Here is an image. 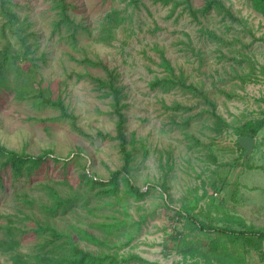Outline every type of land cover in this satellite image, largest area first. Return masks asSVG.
Listing matches in <instances>:
<instances>
[{"label":"rangeland","instance_id":"1","mask_svg":"<svg viewBox=\"0 0 264 264\" xmlns=\"http://www.w3.org/2000/svg\"><path fill=\"white\" fill-rule=\"evenodd\" d=\"M10 1L20 18L26 42L38 43L30 56L37 65L39 79L74 112L85 135L73 132L66 123L52 122L50 119L58 115L55 110L37 108L32 101H16L7 93L0 95V146L25 150L33 156L52 150V156L59 159V163L48 159L30 175L0 170L3 186L0 222L3 215H22L14 202L16 192L27 190L37 198L41 193L35 187L40 182L63 186L68 181L73 188H79V163H87L90 175L105 182L109 170L121 166L111 98L101 97L86 77L87 73L94 76L104 73L100 68H85L77 62L88 57L102 59L117 77L124 96L121 101L126 104V137L128 141L133 137L137 148L131 176L142 191L148 187L150 190L140 203L123 195L118 200L85 193L59 217L60 228L90 251L101 247L92 238L102 242L106 237V246L101 248L107 252L135 253L160 264H182L171 236L183 232L185 221H174L173 209L180 208L185 199L192 202L196 193L202 196L204 185L208 197L199 201L195 210L200 220L239 231L245 228L238 222L264 230V129L255 138L253 152L245 159H241L242 151L237 147L238 137L233 129L261 118L264 111V76L260 73L264 66V20L246 0H222L239 22L224 20L214 13L195 22L180 8L173 10L172 4L163 5L155 0H67L77 27L75 45L66 27L54 29L57 11L52 0ZM204 2L192 0L195 8L202 7ZM112 9L125 11L130 19L118 31L112 46L94 44L86 31L94 34ZM204 28L215 32L217 39L207 36ZM1 44L0 38V47ZM157 47L164 50L175 67L184 71L188 83L200 84L208 91L217 111L233 128L214 137L205 129L204 117L192 118L205 107L199 99L179 89L149 87L154 78L166 74L159 66ZM244 56L255 69L250 81L242 86L235 72H250ZM163 103L167 107L178 103L186 108L168 110ZM186 117L189 120L184 125ZM99 132L103 136L97 135ZM187 133L199 144L189 140ZM206 144L211 146L217 163L206 157L208 151L203 149ZM78 148L82 150V158L74 155ZM128 148L132 149V145ZM211 183L216 184L218 191L210 187ZM160 184L168 188L170 198L162 197L156 187ZM34 210L38 212L37 206ZM109 228L113 232L110 236ZM191 234L190 239L196 238ZM215 236L211 234L210 239ZM129 239V246L118 251ZM200 240L203 245L208 243L204 236ZM37 242L34 235L25 236L22 250L29 251ZM218 243L221 246V241ZM239 250L237 254L234 252L231 264H242L243 260L238 258L243 251ZM258 251L261 252H252L247 257L252 256L253 262L249 264H264V257L260 256L264 253V242ZM221 260H225L224 256ZM185 261L195 264L191 259ZM0 262H6L1 253Z\"/></svg>","mask_w":264,"mask_h":264},{"label":"trees","instance_id":"2","mask_svg":"<svg viewBox=\"0 0 264 264\" xmlns=\"http://www.w3.org/2000/svg\"><path fill=\"white\" fill-rule=\"evenodd\" d=\"M155 1L163 5L172 4L173 10L180 8L182 13L190 16L195 22H199L200 18L207 17L212 13L224 20L239 22L232 10L222 0H205L204 5L200 8H195L192 0ZM246 1L264 20V0ZM52 3L54 5L53 9L57 11V19L53 22L54 29L60 30L61 27H66L69 31V38L72 44L75 45L77 27L74 25L75 23L70 15L71 4L67 0H52ZM129 19L125 11L112 9L99 22L94 34L91 30L86 32L94 44L110 47L116 41L118 31L127 24ZM203 31L210 38L217 39L215 32L206 28ZM0 38L2 41L0 47V95L7 93L13 96L16 101H32V104L37 108L55 110L58 115L50 119L52 122L66 123L73 132L84 136V131L77 124L78 117L64 104L60 96H55L53 91L48 86H44L42 80L39 79L37 65L30 56L32 55V50L38 48V43L35 41L26 42V38L21 32L20 18L13 10L10 0H0ZM14 38L16 39L15 43L12 42ZM262 39L264 42V38ZM155 50L159 56V66L164 68L166 74L163 77L154 78L149 83V87L163 90L179 89L185 95H191L199 99L205 107L192 118L204 117L206 121L204 127L214 137L222 136L226 131L233 128L217 111L216 103L212 100L208 91L200 84L188 83L184 71L175 67L167 59L164 50L158 47ZM244 57L250 65V72L244 70L241 73L235 72V77L242 82V86L250 81L255 69L251 60L247 56ZM77 62L85 68H100L104 73L103 76H94L91 73H87L86 77L95 85L101 97L111 98L110 107L113 111L111 116L116 117L115 138L118 141L121 166L115 170H109V178L105 182L96 178L94 174L90 175L87 163H79L78 168L81 169V171L77 169L79 188H73L68 181L64 182L63 186L40 182L35 187L41 193L37 198H34V194L27 190L16 192L14 202L19 214L22 215L8 214L1 217L0 253L6 258V262H0V264H160L159 262H150L135 253L119 254L118 252H107V250L101 248L106 246V237L102 242L92 238L101 247L90 251L81 247L67 230L59 227V217L73 208L76 200L80 197L83 198L85 193L118 200L120 195H123L133 198L136 203H140L145 200L150 190V187H148V190L142 191L135 185L131 176L133 153L137 151V148L135 139L131 137L128 141L126 137L127 117L124 112L126 104L121 101L124 96L122 95V88L118 85L116 75L102 59L96 58V60H93L85 57L77 60ZM260 73L261 76H264V66L261 67ZM163 105L166 109H172L173 111L186 108L178 103L172 107H167L164 103ZM173 115L179 114L174 113ZM187 120H189V117H186V121L183 122L184 125L187 124ZM233 129L238 139L241 137L255 139L264 129V111L261 118L248 121ZM97 135L103 136L101 132ZM106 135L109 136V134ZM186 137L199 144V141L190 133H187ZM128 145H132V149H129ZM237 147L242 151V159L244 150L240 148L238 143ZM203 149L208 151L206 157L217 163L211 146L208 144L203 145ZM80 151L82 150L78 148L74 152V155H77L78 158H82ZM52 155V150H46L40 156H33L26 153L25 150L17 151L0 146V170H10L15 175H30L41 168L48 159L53 160L54 163H59V159ZM146 155L145 151L144 157ZM168 155L170 154L168 153ZM169 169H171L170 166ZM0 187H3L2 184H0ZM156 187L162 192L163 198H170L168 196V188L164 184ZM210 187L218 191L216 184L211 183ZM203 188L204 193L202 196L196 193L192 202L185 199L180 208L173 209L175 213L174 221H185L183 232L171 236L174 250L182 257L183 261L181 263L186 264L185 260L191 259L195 264L200 262L206 264H231L234 252L237 254L239 249L243 251L242 256L238 258L243 260L241 263L245 264V261H247V264L250 261L252 263V256L251 259H247V257L252 252H261L258 250H260V246L264 242V230L253 226L246 227L243 222H238L245 228V230L239 231L234 230L233 227H217L200 220V216L195 213V210L199 201L208 197L204 185ZM86 203H88V200ZM36 206L39 214L34 210ZM207 218H209V215H207ZM141 223L143 224V221L138 225H141ZM111 229H108L109 236L113 234ZM191 232L194 233L196 238H189ZM211 234L216 235L214 239H210ZM28 235H34L38 242L29 251L24 252L22 250V239ZM201 236L208 238L206 245L202 244ZM130 241L131 239L119 246L118 251L123 247L129 246ZM219 241H221V246L218 243ZM229 243L233 249L229 246ZM240 244L242 245L237 246ZM165 255L168 256L167 254ZM223 256L225 258L224 261L221 260ZM260 256L264 257V253L260 254ZM228 257L230 258L227 262L226 259Z\"/></svg>","mask_w":264,"mask_h":264},{"label":"water","instance_id":"3","mask_svg":"<svg viewBox=\"0 0 264 264\" xmlns=\"http://www.w3.org/2000/svg\"><path fill=\"white\" fill-rule=\"evenodd\" d=\"M256 140L248 137H241L238 139L240 148L244 150L243 158H247L254 150Z\"/></svg>","mask_w":264,"mask_h":264}]
</instances>
